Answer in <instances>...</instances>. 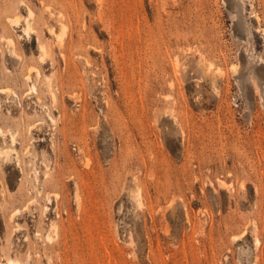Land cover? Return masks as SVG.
Masks as SVG:
<instances>
[{"label":"rangeland","instance_id":"rangeland-1","mask_svg":"<svg viewBox=\"0 0 264 264\" xmlns=\"http://www.w3.org/2000/svg\"><path fill=\"white\" fill-rule=\"evenodd\" d=\"M9 262L264 264V0H0Z\"/></svg>","mask_w":264,"mask_h":264},{"label":"bare ground","instance_id":"bare-ground-1","mask_svg":"<svg viewBox=\"0 0 264 264\" xmlns=\"http://www.w3.org/2000/svg\"><path fill=\"white\" fill-rule=\"evenodd\" d=\"M17 20V19H16ZM29 28V27H28ZM8 264H15V263H13V262H9Z\"/></svg>","mask_w":264,"mask_h":264}]
</instances>
